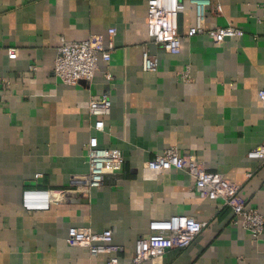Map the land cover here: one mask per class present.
Returning a JSON list of instances; mask_svg holds the SVG:
<instances>
[{
    "label": "crops",
    "instance_id": "crops-1",
    "mask_svg": "<svg viewBox=\"0 0 264 264\" xmlns=\"http://www.w3.org/2000/svg\"><path fill=\"white\" fill-rule=\"evenodd\" d=\"M183 1L181 48L171 54L149 40L147 0H0V74L8 81L0 90V264H107L106 254L68 244L71 226L111 229L123 247L118 264H129L149 221L175 214L206 225L189 246L142 264H264V233L254 238L221 200L201 198L185 171L145 167L170 146L193 153L264 215V161L246 157L264 139V0H217L220 15L207 9V28L229 23L244 31L223 43L186 35L195 12ZM91 36L113 42L109 62L99 59L91 81L56 79L60 37ZM145 43L155 71L141 69ZM187 66L191 80L180 81ZM101 96L111 110L99 119L87 103ZM89 145L119 148L121 169L88 197L26 211L25 188L61 194L87 182Z\"/></svg>",
    "mask_w": 264,
    "mask_h": 264
},
{
    "label": "built area",
    "instance_id": "built-area-1",
    "mask_svg": "<svg viewBox=\"0 0 264 264\" xmlns=\"http://www.w3.org/2000/svg\"><path fill=\"white\" fill-rule=\"evenodd\" d=\"M194 7V25L186 35L191 37L205 34L213 42L223 43L232 37H241L244 31L231 24L206 27L207 9L212 7L214 14L220 15L222 9L217 0H187ZM183 0H147V34L149 40L162 45L171 54H177L181 48V36L178 32V14L184 10ZM115 34V28L108 30ZM113 42L104 43L102 37L91 36L82 40H68L60 37L53 64V74L56 79L67 85H74L80 79L91 81L98 71V61L109 62ZM15 49L8 50L10 58L16 57ZM141 69L155 71L157 59L151 54L148 43L142 45ZM32 69L35 66L32 65ZM104 76L111 79V74L105 71ZM178 79L183 82L191 80L187 66L178 73ZM8 86V81L0 74V90ZM264 99V90L260 91ZM89 115L99 119L109 115L111 101L106 96L90 98L87 103ZM101 120L98 122L100 126ZM246 157L256 161H264V139L248 150ZM86 161L88 165L87 182L76 186L65 193L57 194L50 189L25 188L21 194V204L26 211L48 209L51 203H57L70 198L72 194L88 197L94 189L104 185L106 174L116 173L123 163L122 153L113 146L87 147ZM145 167L153 170L177 169L185 171L193 179V188L201 198L219 199L222 205L229 207L234 214L233 222L241 225L254 237L264 233V215L254 208L247 207L236 183L227 179L222 173L210 170L204 161L193 153H179L174 146L167 147L162 153L155 154L145 162ZM59 195V196H58ZM206 225L190 215H171L163 219H153L148 223V229L134 243V252L129 264H142L148 259L163 255L170 248L189 246ZM66 240L70 246L87 249L91 256L107 255V264H118L121 245L113 243V232L106 228L99 232L89 227L71 226L67 230Z\"/></svg>",
    "mask_w": 264,
    "mask_h": 264
}]
</instances>
